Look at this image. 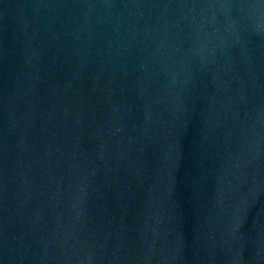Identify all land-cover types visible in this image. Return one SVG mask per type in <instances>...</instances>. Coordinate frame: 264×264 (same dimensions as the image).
Returning a JSON list of instances; mask_svg holds the SVG:
<instances>
[{"label": "water", "instance_id": "1", "mask_svg": "<svg viewBox=\"0 0 264 264\" xmlns=\"http://www.w3.org/2000/svg\"><path fill=\"white\" fill-rule=\"evenodd\" d=\"M0 161L264 264V0H0Z\"/></svg>", "mask_w": 264, "mask_h": 264}]
</instances>
